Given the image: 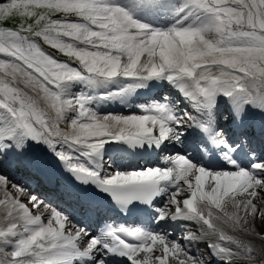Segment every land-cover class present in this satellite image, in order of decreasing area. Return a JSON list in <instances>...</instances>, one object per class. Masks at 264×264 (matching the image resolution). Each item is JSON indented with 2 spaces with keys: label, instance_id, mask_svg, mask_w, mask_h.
Listing matches in <instances>:
<instances>
[{
  "label": "snow or ice",
  "instance_id": "snow-or-ice-1",
  "mask_svg": "<svg viewBox=\"0 0 264 264\" xmlns=\"http://www.w3.org/2000/svg\"><path fill=\"white\" fill-rule=\"evenodd\" d=\"M0 22V264H264V0H0ZM49 156L69 207L8 175L52 183Z\"/></svg>",
  "mask_w": 264,
  "mask_h": 264
},
{
  "label": "bare ground",
  "instance_id": "bare-ground-1",
  "mask_svg": "<svg viewBox=\"0 0 264 264\" xmlns=\"http://www.w3.org/2000/svg\"><path fill=\"white\" fill-rule=\"evenodd\" d=\"M194 247V246H193Z\"/></svg>",
  "mask_w": 264,
  "mask_h": 264
}]
</instances>
